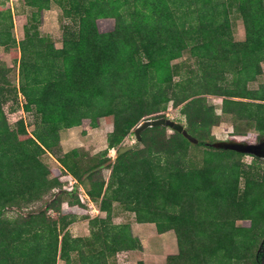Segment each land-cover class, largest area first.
Masks as SVG:
<instances>
[{"label": "trees", "instance_id": "trees-1", "mask_svg": "<svg viewBox=\"0 0 264 264\" xmlns=\"http://www.w3.org/2000/svg\"><path fill=\"white\" fill-rule=\"evenodd\" d=\"M20 1L32 12L18 41L9 0H0V48L18 67L13 87L0 60V264H116L119 254L141 252L131 224L114 222L116 205L159 234L175 232L178 253L166 264H264V168L247 166L245 154L206 146L214 141L182 124L197 144L154 127L141 134L144 154L138 146L115 162L109 156L141 122L166 118L171 104L182 106L192 128L212 125L204 96L222 98L223 113L253 124L259 135L251 142L264 137V84L250 89L264 72V0ZM53 5L71 22L61 48L40 30ZM100 20H113L114 29L101 32ZM185 53L194 69L175 64ZM19 95L33 132L24 119L7 118L5 104ZM102 120L113 127L104 153L62 151V131L84 121L97 129ZM149 133L157 136L148 141ZM191 148L200 149L201 164L189 161ZM47 154L59 167L49 168ZM104 169L108 181L99 177ZM73 179L105 218L89 219L69 190ZM81 217L89 219L86 238L69 230Z\"/></svg>", "mask_w": 264, "mask_h": 264}, {"label": "rangeland", "instance_id": "rangeland-1", "mask_svg": "<svg viewBox=\"0 0 264 264\" xmlns=\"http://www.w3.org/2000/svg\"><path fill=\"white\" fill-rule=\"evenodd\" d=\"M9 6L12 8L14 12V24H15L14 35L18 41H21L23 39V34H24L23 27L27 21L26 16L27 15L29 16L31 14L32 9L25 8L23 3L20 0H9ZM68 24H71V22L68 19L63 17V13L61 9L53 5L50 10L44 11L42 13L40 30H41L42 35L52 38V40L56 44V47L61 48L62 38H63V26L68 25ZM98 25H99L100 31L103 33L110 32L114 29L113 20H100L98 22ZM234 26H235V30H234L235 39L237 41L243 40L245 37V33H244V26H243L242 21L238 18H235ZM0 60L4 63V65L11 67L12 72H11V75L9 76V80L11 81V85L13 87L15 86L17 87L18 67L14 65L13 60L10 58L8 54L5 53V50L3 48H0ZM183 63H187L192 69L195 68L193 59L190 58L188 53H185L184 56L180 60L175 62V64H183ZM263 71H264V64H263ZM182 75L186 76L187 73L184 71ZM176 79H179V78H176ZM261 84H264V72H263V75L257 80V82L250 85V89H257ZM203 99H204V107L206 108L212 107L214 109L213 117L214 119L215 118L216 119L212 125H206V123L203 124L201 122H197L195 127L192 128L190 126V123H188V117L186 115L181 114L182 106L174 107L172 104L169 106V109L167 113L165 114L166 118L172 119L175 122L181 123L184 126L190 128L194 136H197V138H200L201 140H207L208 142H212V141L214 142L215 141L243 142L246 140L248 141V143H250L251 141H254L257 138V136L259 135V131L255 129L253 124H251L247 120L240 119L236 113H232V112L230 114L223 113L222 98L204 96ZM23 101L24 100L21 97V95H19L18 99L12 97L10 101H8L7 104H5L4 110L7 114V118L10 124L13 125L19 119L22 118L26 121L29 132H33L34 126L32 124L34 123V119L32 116H29L22 111L21 106H22ZM189 117H192L191 114H189ZM149 118L155 119L154 117H149ZM143 122H141L140 124H142ZM112 130H113V127L109 125L105 120L101 121L100 126L97 129H90L89 121H84L82 128L79 127L76 129L65 130L61 132V145H62V141H64V144L62 145V151L63 152L70 151L72 149L78 148V149L86 151V153L90 154L91 156L100 155L104 153V151L108 147L107 137L112 132ZM83 132H85L86 134L84 135ZM172 135H173V132L171 130H167V137H170ZM156 136L157 135L149 133L146 138L148 139V141H150V138L156 137ZM135 143H137V139L135 138V135H132L124 141L123 146L121 147L122 148L128 147V146L134 145ZM138 146L141 149V154H144L146 152L145 150L146 146L142 145L141 142ZM209 152H214V151H209ZM109 156H111L113 159V162H115L117 158V152L116 151L110 152ZM239 158L247 166L253 165L254 168H257V169L264 168L263 161H260V160L256 161L251 156L246 155V156H240ZM43 160L49 166L50 169H56L57 167H59L57 162L55 161L56 160L55 156L53 157L47 154L43 157ZM189 161H195L201 164L202 154H201L200 149H196V148L190 149ZM110 173H111V170L104 169L102 176H99V177H104V179L108 181ZM50 199L51 198H49L48 200ZM42 206H43V203H40L37 205V207L39 208ZM114 213H115V219H114L115 223H121V222H124V223L134 222L135 223L136 222L134 215L132 213L125 212L122 207H119V205L115 206ZM7 215L16 216V213L13 211H9ZM52 217H57V215L52 213ZM76 221L77 220H75L74 222ZM238 225L250 226V223L249 222H239ZM142 226L145 227V229H141V231L139 232H141L140 234L143 235V237H145L146 240H148L152 232L155 233L153 240L154 242H156L154 243L156 247H152V248L150 247L148 250V254L146 255H143V254L137 255L134 259L135 264H139L141 260H144L146 264H152L153 262L155 264H165V260L167 259L166 257L169 255H172L170 254V252L177 253V245H175V248L173 249V251H169V250L163 251L162 249V251H160L161 255L159 256L158 249H159L160 241L159 239H157L159 237V234L157 233L156 227L153 228L149 224H142ZM149 228H150V231H149ZM170 240L171 239L167 238L168 243ZM154 253L157 254L158 256L155 258H152V254ZM59 264H64V263L59 262Z\"/></svg>", "mask_w": 264, "mask_h": 264}, {"label": "crops", "instance_id": "crops-1", "mask_svg": "<svg viewBox=\"0 0 264 264\" xmlns=\"http://www.w3.org/2000/svg\"><path fill=\"white\" fill-rule=\"evenodd\" d=\"M79 127L82 128L83 125L79 126ZM79 127H75V128H72V129H76V128H79ZM69 130H71V129H69ZM83 134L85 135L86 133L83 132ZM84 135H83V137H84ZM63 144H64V141H62V145ZM64 152L67 153L69 151H64ZM95 206L97 207V205H95ZM83 213H86V212H83ZM105 216H106V214L99 210L98 214H92V215L89 214V219H92V218H95V217L105 218ZM89 219H86V218L83 219V217H81L76 222H74L72 224V226L70 227V232L73 234L74 237L86 238V237L90 236ZM130 224H131V227H132L133 236L140 240L143 250H142V252H135L134 251V252H130V253L128 252V253H124V254H119L117 259H115V260H117L116 264H135V260L134 259H135V257L137 255H141V254L146 255V254H148V250H149L150 247L151 248L152 247H156L155 244H154L156 242H154V240H153V237L155 236V233L152 232L150 234V236L148 238V240H149V242H148V240H146L145 237H143V235L140 234L141 232H139V231H141V229H145V227H143L142 224H138V223H134V222L130 223ZM149 225H151L153 228H155V226H153L154 224H149ZM149 231H150V228H149ZM171 234H173V235H171ZM167 238L171 239L169 241V243L167 242ZM175 238H176V234H175L174 231H169V232H166L164 234H159V237L157 238L160 241L159 242L160 245H159V249H158L159 250V254H158L159 256L161 255L160 251H162V249H163V251H165V250L166 251L167 250L173 251V249L175 248V245H177V239H175ZM177 253H178V246H177ZM177 253L170 252V254H172V255H176ZM158 255L154 253V254H152V258H155ZM152 260H154V259H152ZM141 262L146 264L144 260H141ZM152 264H155V263L153 262ZM165 264H166V260H165Z\"/></svg>", "mask_w": 264, "mask_h": 264}, {"label": "water", "instance_id": "water-1", "mask_svg": "<svg viewBox=\"0 0 264 264\" xmlns=\"http://www.w3.org/2000/svg\"><path fill=\"white\" fill-rule=\"evenodd\" d=\"M154 127L171 128L173 131L183 134L191 142L195 144L198 143V141L195 138H193L187 133L185 127L182 124L177 123L169 118L150 119V120H145L135 129L134 133H135V138L137 139V143L128 147L121 148L117 156H120L137 147L141 142V134L145 130ZM206 146L218 150L234 151L240 154L252 155L258 159L264 160V137H261L256 143L237 142V141H215L213 143H206Z\"/></svg>", "mask_w": 264, "mask_h": 264}, {"label": "built area", "instance_id": "built-area-1", "mask_svg": "<svg viewBox=\"0 0 264 264\" xmlns=\"http://www.w3.org/2000/svg\"><path fill=\"white\" fill-rule=\"evenodd\" d=\"M69 190L70 191H76L78 199L81 204L85 205L87 207V212L92 215V214H98L99 213V207L97 208L94 203L91 201L86 189L84 186L78 183L77 180L73 179L69 182Z\"/></svg>", "mask_w": 264, "mask_h": 264}, {"label": "flooded vegetation", "instance_id": "flooded-vegetation-1", "mask_svg": "<svg viewBox=\"0 0 264 264\" xmlns=\"http://www.w3.org/2000/svg\"><path fill=\"white\" fill-rule=\"evenodd\" d=\"M259 139H260V138H259ZM259 139H258V140H259ZM258 140H257L256 142H258ZM256 142H251V143H256Z\"/></svg>", "mask_w": 264, "mask_h": 264}]
</instances>
